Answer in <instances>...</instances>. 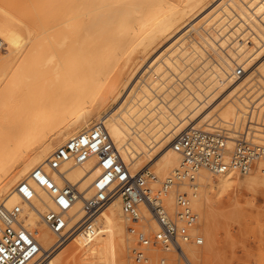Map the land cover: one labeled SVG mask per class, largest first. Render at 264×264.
I'll list each match as a JSON object with an SVG mask.
<instances>
[{
  "label": "bare ground",
  "instance_id": "bare-ground-1",
  "mask_svg": "<svg viewBox=\"0 0 264 264\" xmlns=\"http://www.w3.org/2000/svg\"><path fill=\"white\" fill-rule=\"evenodd\" d=\"M248 121V134L264 144V0H0V223H19L38 256L57 243L46 214L58 206L32 172L74 189L62 217L66 228L79 224L102 171L97 155L56 168L49 160L101 123L118 160L142 176L167 217L180 221L178 201L187 199L195 218L182 247L192 264L207 263L226 218L222 197L264 188L263 154L244 171L231 163ZM189 128L228 130L227 167L183 165L174 142ZM150 212L140 202L134 218L120 196L110 199L89 232L77 228L52 250L49 264L173 263L160 247H138L139 262L129 253L137 231L149 239L158 231Z\"/></svg>",
  "mask_w": 264,
  "mask_h": 264
},
{
  "label": "built area",
  "instance_id": "built-area-1",
  "mask_svg": "<svg viewBox=\"0 0 264 264\" xmlns=\"http://www.w3.org/2000/svg\"><path fill=\"white\" fill-rule=\"evenodd\" d=\"M243 72L237 69L239 76ZM264 124V122H262ZM250 121L245 125L242 132L238 133L234 140V149L231 153V163L236 164L241 171L252 163L260 154L264 155V144H259V136L255 138L253 133L248 134ZM259 128L264 130V125ZM226 128H220L214 132L203 129L189 128L180 133L174 142V147L183 157V165L186 168H195L199 165H214L221 170L227 167L224 154H226L225 142L228 139ZM97 155V163L102 171L97 176L94 185L96 192L85 200V214L79 224L66 228L63 213L67 211L75 200L76 194L71 186L59 188L49 180L40 169L32 172L34 180L53 194L58 206V212L51 211L46 214V221L50 228L58 233L57 243L47 252L40 254V247L34 237L17 223V229L11 222L0 223V264H49L48 258L52 250L67 240L80 228L83 232L91 230L90 218L95 217L97 212L112 198L120 196L123 209L126 213L137 218L135 207L145 203L151 209L152 217L157 221L158 231L152 239L140 231L135 233L136 246L160 247L174 254L175 260L171 264H192L186 256L182 243L191 241L187 226L194 220L195 215L188 209V201L184 197L179 198L180 221L167 217L158 203L157 194L149 195V188L145 187V181L139 173L131 175L124 164L118 160L103 125L96 124L85 133L72 137L64 145L58 147L49 160L51 167L56 168L62 161L74 158L76 161L86 159L90 154ZM216 170V171H219ZM24 197L30 198L31 192L25 184L19 187ZM139 218V217H138ZM12 221H15L12 218ZM193 223V222H192ZM191 223V224H192ZM78 226V227H77ZM82 226V227H81ZM134 230L136 228L133 227ZM200 244L199 239H193ZM142 248V247H141ZM134 258L137 262L143 260L144 255L139 248L134 249ZM160 264H167V260Z\"/></svg>",
  "mask_w": 264,
  "mask_h": 264
},
{
  "label": "rangeland",
  "instance_id": "rangeland-1",
  "mask_svg": "<svg viewBox=\"0 0 264 264\" xmlns=\"http://www.w3.org/2000/svg\"><path fill=\"white\" fill-rule=\"evenodd\" d=\"M221 207L226 218L217 230L216 256L203 264H264V188L223 196Z\"/></svg>",
  "mask_w": 264,
  "mask_h": 264
}]
</instances>
